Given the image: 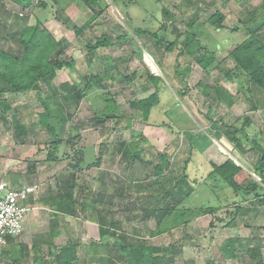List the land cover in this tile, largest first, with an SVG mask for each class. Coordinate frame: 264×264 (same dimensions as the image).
I'll return each instance as SVG.
<instances>
[{
    "label": "rangeland",
    "instance_id": "1",
    "mask_svg": "<svg viewBox=\"0 0 264 264\" xmlns=\"http://www.w3.org/2000/svg\"><path fill=\"white\" fill-rule=\"evenodd\" d=\"M1 1L7 7V11L13 14L21 12V8L10 0ZM37 1L39 0H34V3L36 4ZM106 1L109 6L99 13L98 7H88L83 0L74 2L78 4L76 10H72L73 8L69 6L66 12L60 11L54 6V2L47 0L48 10L51 11L48 13L47 10L42 11H45V15L51 19L48 27L57 39L67 40L64 58L67 61L72 58L76 60L74 67L59 72L54 87L61 90L63 82H73L88 74L105 73L108 74L107 82L110 86L104 89L95 85L79 105L72 106L70 111L73 117L65 125L66 132L61 130L58 132V138L63 142L59 149L58 162L46 161L48 151L46 142L50 136L44 129L39 127L20 138L13 120L16 112L28 114L31 110L42 111L38 92L5 93L0 98L5 102L1 105L4 116L0 117V180L15 186L37 185L38 189L33 197L47 200L59 191L61 182L75 174L77 184L75 192L84 200L86 206L101 194L102 197L107 195L106 201L110 198L111 203L114 204L113 217L122 223L117 231L119 236L127 234L131 240L162 247L190 239V245L184 248L185 260L187 258L195 260L197 264H207L209 260H214L215 264H249L252 259L244 252H240L236 259L223 260L218 246L229 238L243 237L261 239L264 247V205L259 203L255 205L250 198L248 199L250 201H241L242 213L233 227H227L225 225L230 217L226 211L233 212L235 210L233 201L237 200L239 203L240 199L234 198L230 188H227L223 181L218 183L225 189L214 190L207 177L212 170V163L221 165L228 159L234 160L253 174V166L260 158V152L250 149L251 145L247 144V140L240 133L236 135L241 138L243 149L238 148L226 131L230 124L234 123L242 128L244 116H250L253 125L248 127V132L264 146V93L247 82L246 76L236 69V63L228 58L225 62L226 67L233 70L237 76L231 81L221 74L219 88L223 90L220 91V100L223 102L217 109L214 108L213 115V121L222 118L224 124L215 127L208 123L203 115L208 113L209 105L213 101L208 93L215 95L210 89L212 86H217L215 82L217 71L214 75H206L196 62L184 57L180 61V68H176L178 50L168 53L163 48L157 47L150 38L139 37L133 31L137 28L155 31L164 24L167 26L165 35L170 39L174 38L173 29L184 31L187 28V18L191 15V12L188 13L189 16L182 15L177 9L176 5L181 0H137L134 3H125L122 0ZM196 1L197 6H200L202 22H205L215 11H220L226 16L224 22L226 29L218 32L219 34L211 32L215 37L214 41L211 36L205 35L203 38L205 43L208 40L211 50L219 49L223 56L240 41V36L231 31L240 19L249 15L250 12L245 10L246 6L250 9L252 6H261L262 11L254 16V20L259 23L264 22V0H253L245 5L235 0H194ZM164 8L174 14L176 20L164 17ZM31 10L28 11L29 23L34 24V14L41 12L36 7L32 12ZM94 13H97V18L85 30L77 33L74 28H81ZM68 16L70 20H67ZM205 28H208L207 24ZM261 31L264 33V28ZM103 35L110 37L114 42L117 38L120 39L110 47L91 49L90 46ZM147 56L151 57L158 67L157 73L148 65ZM190 60L191 63L188 64ZM187 66L190 71L185 76L182 72ZM149 71L160 76L163 81L159 84V102L152 109L150 119L145 121L138 110L132 109L131 101L148 97L155 91L154 85L148 80ZM134 72H138L137 78L130 82L125 79ZM48 89V86H43V96ZM224 91L227 92L228 98L224 96ZM181 92H186L187 96L182 97ZM251 101L257 107L255 110ZM122 114L125 118L117 122L118 116ZM105 116L106 120L100 119ZM127 118L131 121L130 127L126 128ZM25 121L28 123L31 120L27 118ZM73 126L78 129L69 133L72 132ZM207 131H210L208 136L212 139V143L204 151L199 149L193 151L187 174L190 178L189 182L195 183L193 184L195 189L184 206L196 209L220 203L223 207L229 204V208L224 207L223 211L218 213V217L223 215L225 221L221 223L216 221L213 215L204 214L193 218L187 227L173 229L171 233L152 235L157 228L156 221L154 217L145 219L144 210L160 208L164 199L170 200L173 194L171 188L179 178L177 169L183 166L184 161L189 157L188 139L184 137V133H192L200 142L203 140L202 137L206 138ZM232 131L234 132L233 128ZM143 137L147 142L143 143L144 150H140L138 144ZM72 138L73 147L69 148L66 142ZM122 141H125L124 146L121 144ZM112 144L116 145L114 150ZM66 151L69 155L63 156ZM163 153L169 154L170 160L176 167L166 169L159 177L160 184L152 187L150 182L157 180L154 167L160 162L159 159L156 162L153 154ZM99 156H102V162L98 165ZM140 184L146 186H142L144 188L137 192L135 186ZM182 186L187 190L190 184L186 186L183 183ZM120 189H124L127 195L115 197V191ZM128 189L129 191L126 192L125 190ZM227 191L230 193L226 195ZM160 195H163L164 199L161 198L162 196L159 197ZM157 198H160L161 202ZM228 199L230 201H227ZM97 204V207L102 208L103 204L100 201ZM131 209L134 213L129 211ZM93 215L94 213L87 210L75 218L69 217L70 222L66 221L61 226V234L51 239L48 233L52 212L39 204L28 215L23 234L21 233L22 235H19L15 242L29 246L37 242L41 243L42 256L47 260L46 264H49L61 245L68 240L76 239L81 246L77 264H102L99 261L84 262L86 246L94 241L105 243L106 240L112 245L114 242L122 244L124 240L112 235L101 237L99 227L95 225V222H98L94 219L89 222L86 220L91 219L90 217L96 220L97 215ZM212 221L214 227L210 226ZM134 230L139 234L136 235ZM49 243L54 247L53 255L49 252L47 246ZM5 249L9 250L10 246L0 247V264L12 262L2 254ZM30 251V255L21 264H39L35 260L36 251L34 249ZM102 252H105L106 256L115 254L112 246L103 247ZM178 261V264H183L182 260Z\"/></svg>",
    "mask_w": 264,
    "mask_h": 264
},
{
    "label": "trees",
    "instance_id": "2",
    "mask_svg": "<svg viewBox=\"0 0 264 264\" xmlns=\"http://www.w3.org/2000/svg\"><path fill=\"white\" fill-rule=\"evenodd\" d=\"M10 1L21 8V12L19 11L13 14L7 11V7L4 5L3 1L0 0V98H2L5 93L22 94L31 91L38 92V99L42 106V111L37 112L31 110L28 114L16 112L13 115V120H15L16 130L20 138L31 131H35L39 127L44 129L50 136L49 140L46 142L48 150L46 161L58 162L60 161L59 149L63 143L62 140L58 138V132L60 130L66 132L65 125L73 117L70 111L72 106L75 105L76 107L79 105L82 99L86 97L87 93L92 90L95 85L104 89L110 86L107 82V78L109 79V77L107 73L96 75L88 74L81 76L78 80L73 82H63L60 87L61 90L54 87V81L58 77L59 72L66 68L74 67L76 60L72 58L67 61L64 58L67 49V40L57 39L48 27L51 19H49V16L45 15V11H42L47 10V13L51 11L48 10L49 4L47 0H39L36 4L34 0ZM51 1L54 2V6L58 7L62 12H66L69 6L73 8L72 10L78 8V4L74 3L76 0ZM122 1L125 3H134L137 0ZM235 1L241 5H245L253 0ZM83 3L88 7H98L99 13L100 11H105L106 6H109L106 0H83ZM197 3L198 2H194V0H181V2L176 5L182 15H191L187 18V28L184 31L178 28L173 29L174 38L170 39L165 35L167 26L164 24L155 31L144 30L143 28H137L133 31L139 37L150 38L157 47L163 48L168 53L178 50L176 68H180V61L184 57L190 58L192 61L196 62L206 75H214L217 71L218 76L215 78L217 86H212L210 89L215 95L213 96L210 92L208 93V96H211L213 101L212 104L209 105L210 108L208 113L203 115V117L208 123L218 127L220 124H224L222 118L213 121V115L215 113L214 108L217 109L223 102L220 100V91L223 90L219 88L221 74L231 81L235 80L237 76L234 74L233 70L226 67L225 62L228 58H231L236 63V69L246 76L247 82L252 83L258 87L259 91L264 93V33L261 31L264 28V22L259 23L254 20V16H257L262 11V8L261 6H252L251 9L250 7H245V10L250 12L249 15L245 16L246 18L240 19L238 24L231 31L233 34L235 33L240 36V41L234 45V48L230 52L223 56L222 52L218 51L219 49L211 50L209 47L210 43L208 40L206 41L208 44L205 43L203 38L205 35L211 36L214 41L215 37H213V33L219 34L218 32L226 29L224 26L226 16L220 11H215L205 22H202L199 10L200 6H197ZM35 7L39 9L41 14H34L35 23L30 24L28 11L32 9V12ZM20 13H23V15ZM163 16L176 20L175 15L169 12L167 8L163 9ZM96 18L97 13H94L88 22L81 28L76 27L74 29H76L77 33H80ZM67 20H70V16L67 17ZM206 24L208 28H205ZM119 39L120 38H117L114 42L110 37L103 35L97 38L95 44L90 46V48L110 47L116 42H119ZM139 50L142 53L141 47ZM190 63L191 60L188 64ZM189 71L190 68L187 66L182 73L187 76ZM137 76L138 72H134L128 78L125 77V79H128L130 82L137 78ZM148 80L154 85L155 91L148 97L133 99L131 101L132 109L138 110L145 121L150 119L152 109L159 102V84L163 81L160 76L150 71L148 72ZM44 85L48 86L49 89L43 96L42 91ZM202 85L204 86V84ZM61 92L63 94H61ZM226 93L225 91L223 92L224 96H226ZM181 94L182 97L187 96L186 92H181ZM251 102L253 103V101ZM3 103L5 102L0 100V117L4 116V109L1 108ZM252 108L253 110L257 108L254 103ZM27 118L31 120L28 123L25 121ZM124 118V114L118 116L119 120L117 122ZM100 119L104 121L106 120V116ZM127 119L128 125L126 128L130 127L131 121L130 118ZM21 123H23V125H21ZM252 125V118L246 115L244 116L242 128H239L236 123L230 124L226 133L230 140L236 143L238 148L243 149L242 140L236 133H240L241 136L247 140V144L251 145L250 149L260 152V158L253 166V174L255 176L243 166L237 164L234 160L228 159L221 165L212 163V170L207 177V181L211 183V188L216 191L219 189L224 190L225 188L218 183V181H223L225 186L230 188L234 198L240 199L239 203L237 200L233 201V205H235V210L233 212H229V210L226 211V213H229L228 215L230 217L229 222L225 225L227 227H233L236 219L240 213H242L243 207L241 206V201H247L250 198V200H253V204L255 203V205H257V203H259L264 205V146L260 141L249 134L248 127H252ZM71 128L72 132L69 130V133H73V131L78 129L74 126ZM21 130H23V132ZM208 133H210V131L205 133L208 141L206 138L205 140L204 137H202L203 140L200 141L201 143L195 139L192 133H184V137L188 139L189 157L184 161L183 166H180L178 169L176 168L179 171V178L176 179L177 181H175V184L171 188L173 194L170 200H166L163 195H160L159 197L162 196L161 198L164 199L162 207L144 210L145 219L154 217L156 221L157 228L152 235H155V233H171L173 229L187 227L192 222L193 218H197L204 214L213 215L218 222L222 223L225 221V217H223V215L218 217V213L222 212L224 207L229 208V204H225L223 207L222 203H220L219 205L201 206L196 209L184 206L185 201L194 193L193 191L195 189L193 188L195 183L191 184L189 182L190 178L187 174L193 151L195 149L204 151L206 147L212 143V139L208 136ZM73 142V138L72 140L68 139L66 142V145H68L67 147H73ZM124 142L125 141H122L121 143L123 146L125 145ZM146 142V138H141L138 144L140 150H144L143 143L145 144ZM114 145L112 144L113 150L116 148V145ZM67 155L69 154L66 151L63 156ZM153 155L156 157V162H158L157 159H159L160 162L154 167V174L157 180L150 182L152 187L160 184L159 177L165 173L166 169L176 167L174 166V162L170 160L169 154L163 153ZM97 161L99 165L102 162V156H99ZM35 164H37V161H35ZM183 183L186 184V186L190 184L187 190L183 189ZM144 185L145 184L136 185L137 192L141 191ZM76 187V178L75 174H73L70 178L68 177L60 183L59 191L55 195L50 196L47 200L39 199L38 197L34 198L32 196L29 205L37 208L40 204L52 212L48 233L51 239H54V237L60 233L61 226L66 222V217H77L81 212H86L88 210L94 213L93 216L97 215L101 237L112 235L124 240L122 244L114 242L112 245H110L108 241L105 243L92 242L85 250L86 253L83 257L84 262L99 261L102 264H178V260H182L183 264H197L195 260L184 259V248L190 245V239H187L186 242H173L162 247L131 240L130 236L127 234H121L119 236L117 231L122 223L120 220H115L113 217L115 215L114 209H112L114 204L111 203L110 198L106 201L105 198L107 195L102 197L103 194H101L102 196L99 195L97 199H92L86 206L83 203L84 200L76 194ZM125 191L128 192L129 189ZM229 193L230 192L226 193V195ZM114 195L115 197H124L127 194L124 192V189H120L119 191L116 190ZM157 200L159 201L160 198H157ZM219 200L221 202V199ZM99 201L103 203L102 209L97 207ZM227 201L230 200L228 199ZM125 209L128 210V208ZM129 211L134 213L132 209ZM90 218L89 220H95L94 217ZM210 226H215L213 221L210 223ZM134 233L136 235L139 234L137 230H134ZM14 240V238L8 240L10 249L6 250L4 253L12 262L6 264H21V262L30 255L31 249L36 251L37 255L35 260L39 264L47 263V260L42 256L43 248L41 243L37 242L28 246L23 243H14ZM42 242L44 243L46 241ZM261 242L262 240L257 238L236 237L229 238L218 247L223 260L227 258L236 259L240 252H244L252 259L249 264H264V247ZM47 246L50 249L49 252L53 255V253H55L54 247L51 246L50 243ZM109 246L114 247L115 254L106 256L105 252H102V249L103 247ZM80 247V242L78 240H68L59 247L58 251L54 254L53 260H51L49 264L79 263ZM207 264H215V261L209 260Z\"/></svg>",
    "mask_w": 264,
    "mask_h": 264
},
{
    "label": "built area",
    "instance_id": "3",
    "mask_svg": "<svg viewBox=\"0 0 264 264\" xmlns=\"http://www.w3.org/2000/svg\"><path fill=\"white\" fill-rule=\"evenodd\" d=\"M37 189V185L15 186L0 180V247L23 232L28 215L36 209L29 202Z\"/></svg>",
    "mask_w": 264,
    "mask_h": 264
},
{
    "label": "crops",
    "instance_id": "4",
    "mask_svg": "<svg viewBox=\"0 0 264 264\" xmlns=\"http://www.w3.org/2000/svg\"><path fill=\"white\" fill-rule=\"evenodd\" d=\"M101 203H102V202H101ZM102 204H103V203H102ZM100 205H101V204H100ZM101 209H102V208H101ZM69 217H71V216L66 217V218H65V221L70 222V218H69ZM74 218H75V217H74ZM86 220H88V222L91 221V220H89V219H86ZM109 220H110V217H109ZM94 221H97V219L94 220ZM97 222H98V221H97ZM71 225H72V224H71ZM95 225H97V226L99 227V224L96 223V222H95ZM60 232H61V231H60ZM99 233H100V230H99ZM22 234H23V233H22ZM22 234H20V236H21ZM60 234H61V233H59V234L57 235V237H58ZM49 236H50V235H49ZM17 237H19V236H17ZM17 237H16V238H17ZM55 237H56V236H55ZM16 238H14V239H16ZM105 242H107V241L105 240ZM14 243H16L15 240H14ZM20 243H21V242H20ZM7 245H8V247H9V244H7ZM26 245H28V244H26ZM32 245H33V244H32ZM5 246H6V245H5ZM28 246H29V245H28ZM2 247H3V246H2ZM2 247H1V248H2ZM87 247H88V246H86V248H87ZM6 250H7V249H5V250L3 251V253H2L5 257H7L6 254L4 253ZM85 252H86V251H85ZM7 258H8V257H7ZM187 259H188V258H187ZM9 261H11V260H9ZM9 263H10V262H9ZM3 264H5V263H3Z\"/></svg>",
    "mask_w": 264,
    "mask_h": 264
},
{
    "label": "bare ground",
    "instance_id": "5",
    "mask_svg": "<svg viewBox=\"0 0 264 264\" xmlns=\"http://www.w3.org/2000/svg\"><path fill=\"white\" fill-rule=\"evenodd\" d=\"M144 61H145V60H144ZM146 61H147L148 65L151 67V69H152L155 73H157V72H158V70H157L158 67H156V65H155V63L153 62V60L151 59V57L147 56Z\"/></svg>",
    "mask_w": 264,
    "mask_h": 264
}]
</instances>
